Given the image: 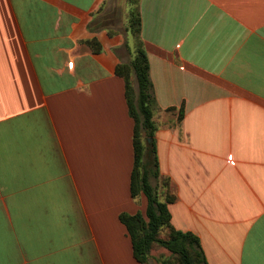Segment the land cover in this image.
Segmentation results:
<instances>
[{"label":"crops","instance_id":"crops-1","mask_svg":"<svg viewBox=\"0 0 264 264\" xmlns=\"http://www.w3.org/2000/svg\"><path fill=\"white\" fill-rule=\"evenodd\" d=\"M137 2L151 184L165 199L169 183L171 223L199 237L207 264H264V0ZM118 12L116 0H0V264H140L120 220L148 200L131 194Z\"/></svg>","mask_w":264,"mask_h":264},{"label":"trees","instance_id":"trees-1","mask_svg":"<svg viewBox=\"0 0 264 264\" xmlns=\"http://www.w3.org/2000/svg\"><path fill=\"white\" fill-rule=\"evenodd\" d=\"M141 26L138 2L133 0L127 30L134 36L136 48L132 53L131 62L119 64L116 73L125 80V96L135 122L133 138L135 166L131 194L134 199L144 194L148 205L145 215L141 212L135 215L122 213L120 220L127 227L133 243L134 256L140 264H150L151 252L156 245L167 250L175 260V262L166 260L164 264H207L199 237L191 232L177 230L171 223L169 205L174 202V197L169 190V183H164V201L160 200L157 189L151 184V179L159 177L154 141L157 126L153 120L155 98L149 60L141 38ZM87 43L95 51H100L96 39ZM126 46L129 48L128 43ZM133 76L137 87L134 85ZM143 136L152 138V143L145 145Z\"/></svg>","mask_w":264,"mask_h":264},{"label":"rangeland","instance_id":"rangeland-1","mask_svg":"<svg viewBox=\"0 0 264 264\" xmlns=\"http://www.w3.org/2000/svg\"><path fill=\"white\" fill-rule=\"evenodd\" d=\"M116 4L119 5V12L116 15V22H117L116 28H118V30L123 33L125 40L128 43L129 48L127 49L126 54L128 56L129 62H131L133 58L132 53L134 52L136 48V40L134 36L132 35V33L127 30V27H128L129 12L131 8L133 7V0H116ZM102 12L103 11H101V13ZM133 82H134L135 87H137V82L134 76H133ZM143 137H144V142H145L146 136H143ZM159 198L161 201L165 200L162 198V196H159ZM166 260H172L173 262H175V260H173V257H171L170 253L167 250L156 245L151 252L149 263L150 264H164Z\"/></svg>","mask_w":264,"mask_h":264},{"label":"water","instance_id":"water-1","mask_svg":"<svg viewBox=\"0 0 264 264\" xmlns=\"http://www.w3.org/2000/svg\"><path fill=\"white\" fill-rule=\"evenodd\" d=\"M148 141L150 142L151 141V138H149Z\"/></svg>","mask_w":264,"mask_h":264}]
</instances>
